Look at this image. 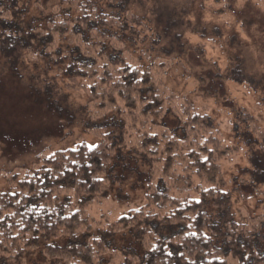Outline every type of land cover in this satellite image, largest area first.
<instances>
[{
  "label": "trees",
  "instance_id": "16d2710c",
  "mask_svg": "<svg viewBox=\"0 0 264 264\" xmlns=\"http://www.w3.org/2000/svg\"><path fill=\"white\" fill-rule=\"evenodd\" d=\"M109 1L117 16L92 2L60 0L47 15L36 5V18L17 0H0V57L14 74L23 64L54 71L83 93L95 139L7 175L0 262L21 264L38 253L47 264H264V212L238 220L234 196L242 195L223 181L221 162L240 149L225 144L205 111L167 91L161 65L147 53L144 66L125 59L119 32L144 41L147 27L127 9L130 0ZM167 111L177 123L172 131L161 123ZM127 127L139 130L135 155L167 175L151 174L141 205L101 226L86 210L108 197L124 144L118 135ZM259 139L264 143L262 133ZM249 162L250 183L263 186L264 147L250 150ZM124 235L141 250L117 248Z\"/></svg>",
  "mask_w": 264,
  "mask_h": 264
},
{
  "label": "rangeland",
  "instance_id": "374dc122",
  "mask_svg": "<svg viewBox=\"0 0 264 264\" xmlns=\"http://www.w3.org/2000/svg\"><path fill=\"white\" fill-rule=\"evenodd\" d=\"M59 1L17 0L36 18H40L36 5L47 15ZM84 1L102 14L117 16L109 0ZM129 3L127 9L146 25L142 36L147 38L141 41L130 31L119 32L126 42L125 59L135 63L139 58L144 66L148 62L141 54L147 53L151 62L161 65L157 74L167 91L205 111L225 144L240 149L228 156V163L221 162L223 181L242 195L234 196L238 220L262 214L264 185L253 186L248 170L250 150L264 147L258 140V133L264 136V0ZM23 65L14 74L0 57V192L10 189L7 175L27 170L38 156L70 148L81 139L95 142L87 133L91 110L86 96L67 87L54 71L46 75L43 68ZM161 123L169 131L177 125L170 111L164 112ZM120 132L117 145L124 144L110 170L108 197L86 210L101 226L141 205L151 174L167 175L153 171L149 162L135 155L137 128ZM116 247L141 250L129 235L118 237ZM21 264L47 261L36 253Z\"/></svg>",
  "mask_w": 264,
  "mask_h": 264
}]
</instances>
